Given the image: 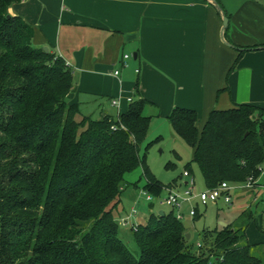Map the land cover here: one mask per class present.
I'll return each mask as SVG.
<instances>
[{
	"label": "trees",
	"instance_id": "16d2710c",
	"mask_svg": "<svg viewBox=\"0 0 264 264\" xmlns=\"http://www.w3.org/2000/svg\"><path fill=\"white\" fill-rule=\"evenodd\" d=\"M21 1L0 0V264H264V242L246 241L250 211L219 231L202 232L195 247L173 210L150 212L128 229L139 256L130 253L114 219L125 176L141 167V190L153 197L173 187L145 163L161 137L140 152L151 105L138 98L116 118H94L69 104L71 69L57 54L35 48L32 27L8 13ZM263 117V109L239 104L212 110L200 131L194 110L173 108L166 120L192 148V162L212 189L259 178ZM185 170L192 172L189 164ZM198 216L196 209L192 219Z\"/></svg>",
	"mask_w": 264,
	"mask_h": 264
},
{
	"label": "crops",
	"instance_id": "0c3cea01",
	"mask_svg": "<svg viewBox=\"0 0 264 264\" xmlns=\"http://www.w3.org/2000/svg\"><path fill=\"white\" fill-rule=\"evenodd\" d=\"M217 5L225 28L211 0H22L8 13L32 27L35 48L57 54L71 69L66 101L82 114L116 118L141 98L151 105V120L166 119L173 108L194 110L200 131L212 110L239 104L264 110V0ZM123 55L129 56L124 62ZM178 179L185 186L182 174ZM236 190L253 197L252 206L264 191V174L251 189ZM192 202L199 212L203 205ZM184 205L186 217L190 205ZM121 206L118 219L130 211ZM242 211L254 221L255 212ZM134 222L146 221L136 216Z\"/></svg>",
	"mask_w": 264,
	"mask_h": 264
},
{
	"label": "rangeland",
	"instance_id": "374dc122",
	"mask_svg": "<svg viewBox=\"0 0 264 264\" xmlns=\"http://www.w3.org/2000/svg\"><path fill=\"white\" fill-rule=\"evenodd\" d=\"M146 114L149 115V110H146ZM149 130L148 137L140 148L141 154L144 153L146 144L154 141L158 135L161 136V139L154 142L146 152L145 163L150 173L164 186L172 184V191L181 193L185 190V186L178 187L181 184V180L178 179V177L184 172L185 166L189 164L195 181V186L192 191L193 194L204 191L205 186L200 172L192 162V148L174 134L166 119H152L150 121ZM262 169L261 175L264 174V166ZM141 176V167H138L125 176L124 182L128 185L127 188L125 187V192L127 189H131L123 196L121 207L126 211L131 210L132 207L135 208L138 212L137 216L139 219L144 217V221L147 220L146 218L150 212L155 214L160 211L168 213V207L159 206L157 201L153 202L152 208H149L144 196L141 194V186L144 182ZM256 180L257 179H254L253 186H255ZM136 184L138 185L134 186ZM237 186L239 185H235V187ZM255 196L258 198V202L250 206L249 204L253 202V197L250 198L246 195L245 191L233 190L231 192V204L229 205H225L221 199L216 204L209 203L206 207L199 205V216L194 220L186 216L183 221L190 223V228L187 230V233L190 235L189 242L195 247L199 241V235L202 232L219 231L223 229V227L231 223L242 210L248 208L255 212V219L250 222L246 230V241L250 244L264 242V191L257 193ZM188 204L194 206L193 202L192 204ZM187 207V205H184V210H187ZM117 215L116 217L114 216V219H116L119 226V237L130 253L135 258H138L139 251L127 230L129 228L120 226L119 221L121 218L118 219ZM137 224L139 225L142 223Z\"/></svg>",
	"mask_w": 264,
	"mask_h": 264
},
{
	"label": "built area",
	"instance_id": "2783aa9c",
	"mask_svg": "<svg viewBox=\"0 0 264 264\" xmlns=\"http://www.w3.org/2000/svg\"><path fill=\"white\" fill-rule=\"evenodd\" d=\"M129 56L123 55L121 61L124 62ZM114 74L117 75L118 71H114ZM130 101V100H128ZM113 105H116L117 102L113 101ZM263 170V169H262ZM182 177L186 178L187 181L185 183V190L181 193L172 191V189H166L164 190V193L162 196L159 197H153L152 195L144 192L141 190V194L144 196L146 203L154 204L153 202L157 201L159 206H165L168 207L170 210H173L175 213V216L178 220L184 221L185 216L182 213V207L185 203H190L191 201L197 199V201L203 205L206 206L209 203H217L220 199L223 200L225 204H230L231 202V192L236 189H251L254 187V180L252 178H248L247 181L237 187L230 185L227 182H222L217 187L212 189H205L204 191H201L197 194H193V188H194V180L188 174L187 171H184L182 173ZM196 214V208L195 206H191L188 209L187 217L193 218ZM138 215V212L135 208L131 209L127 215H125L123 218L120 219V226L122 227H128V228H134L138 224H136L135 217ZM197 246H199L197 244Z\"/></svg>",
	"mask_w": 264,
	"mask_h": 264
},
{
	"label": "water",
	"instance_id": "95a60500",
	"mask_svg": "<svg viewBox=\"0 0 264 264\" xmlns=\"http://www.w3.org/2000/svg\"><path fill=\"white\" fill-rule=\"evenodd\" d=\"M214 2V4L216 5V7L220 10V7L217 5V3L214 1V0H211ZM221 11V10H220ZM222 13V24H223V28H225L228 24V20H227V17L224 15V13L221 11ZM45 52H47V50L44 48L43 49ZM162 211L160 212V215H162ZM183 226H184V229L185 230H188L189 229V223L188 222H183ZM185 238L188 240L190 238V235L189 233H186L185 234Z\"/></svg>",
	"mask_w": 264,
	"mask_h": 264
}]
</instances>
